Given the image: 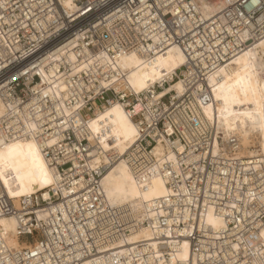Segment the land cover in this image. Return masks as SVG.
<instances>
[{
    "label": "built area",
    "instance_id": "1",
    "mask_svg": "<svg viewBox=\"0 0 264 264\" xmlns=\"http://www.w3.org/2000/svg\"><path fill=\"white\" fill-rule=\"evenodd\" d=\"M263 40L264 0H0V139H34L57 178L48 199L0 194V216L17 221L22 244L0 252L1 264H150L140 252L146 241L118 244L155 223L189 242L204 257L200 264H261L263 244L259 256L250 245H232L264 232V153L214 154L222 142L202 109L212 103L217 72ZM173 49L185 64L137 93L121 58L153 62ZM177 82L180 92L163 93ZM117 104L139 136L106 162L90 142L89 124ZM159 145L162 154L155 153ZM122 161L137 180L162 177L174 190L165 215L143 218L108 204L103 180ZM209 207L228 220L217 234L199 228ZM124 247L135 261L119 253Z\"/></svg>",
    "mask_w": 264,
    "mask_h": 264
},
{
    "label": "bare ground",
    "instance_id": "2",
    "mask_svg": "<svg viewBox=\"0 0 264 264\" xmlns=\"http://www.w3.org/2000/svg\"><path fill=\"white\" fill-rule=\"evenodd\" d=\"M184 64L185 57L178 49L159 56L153 62H148L137 54L122 57L119 61L121 70L137 93L149 90L157 83L169 81ZM210 83L213 89L212 103L204 106L202 112L208 124L211 123L216 128L222 142V146L214 154L231 157L229 152L234 151V156L239 159L259 157L260 153H264V40L238 56L231 65L221 68ZM181 88L182 83L177 82L163 93L180 92ZM3 115L4 108L0 103V118ZM89 129L91 144L104 152L106 162L111 154H125L139 136L136 125L118 104L93 118ZM232 139L235 140L234 145L230 144ZM10 146H16V151L10 160L0 165V194L18 201L22 197L41 192L43 198L48 199V190L57 184V178L39 144L30 138L4 143L0 139V152L6 154ZM163 152L162 145L155 148L156 154ZM168 157L171 161L176 160L171 151ZM176 164L178 166L179 162ZM259 166L258 160L250 165L254 170H258ZM216 180L219 178L216 177ZM215 186L217 191L229 193L230 198L233 197V192H228L224 184ZM103 189L110 206L126 207L143 218L155 219L165 215L164 207L170 203V197L175 193L162 177L137 180L125 161L115 165L107 173ZM228 205L235 206V201ZM155 226V229L141 230L132 239L121 241L118 245L146 241L148 247L140 252L149 255V259H144V262L150 264H200L204 260V257L200 258L193 253L189 242L174 240L173 236L177 233L174 234L172 228L159 229L158 223ZM225 227H228V220L224 216L217 215L211 207L205 209L201 216L200 230L213 229L217 234ZM190 230L192 229H187L186 234H190ZM161 235L172 239H153ZM260 243L264 245V232L256 240L250 239L248 244L242 245L234 243L232 248L247 251L250 245L252 251L259 256L262 250ZM21 246L17 221L0 216V252ZM119 253L129 256V262L135 261L136 255L130 254V247L121 248ZM262 255L261 264H264V252ZM1 259L0 256V264Z\"/></svg>",
    "mask_w": 264,
    "mask_h": 264
},
{
    "label": "snow or ice",
    "instance_id": "3",
    "mask_svg": "<svg viewBox=\"0 0 264 264\" xmlns=\"http://www.w3.org/2000/svg\"><path fill=\"white\" fill-rule=\"evenodd\" d=\"M253 2H255V0H253ZM16 151V146H10L7 150V153H3L0 152V165L4 164L5 162H7L8 160H10V158L12 157V155L15 153Z\"/></svg>",
    "mask_w": 264,
    "mask_h": 264
}]
</instances>
